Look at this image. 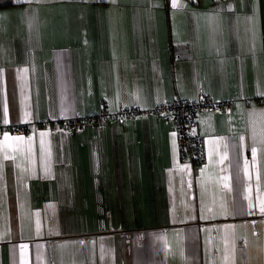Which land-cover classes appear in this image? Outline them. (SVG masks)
Instances as JSON below:
<instances>
[{
	"label": "crops",
	"instance_id": "crops-1",
	"mask_svg": "<svg viewBox=\"0 0 264 264\" xmlns=\"http://www.w3.org/2000/svg\"><path fill=\"white\" fill-rule=\"evenodd\" d=\"M200 95L197 168L158 115L38 125ZM262 98L264 0L0 7V264H264Z\"/></svg>",
	"mask_w": 264,
	"mask_h": 264
},
{
	"label": "built area",
	"instance_id": "built-area-1",
	"mask_svg": "<svg viewBox=\"0 0 264 264\" xmlns=\"http://www.w3.org/2000/svg\"><path fill=\"white\" fill-rule=\"evenodd\" d=\"M248 103V100H245ZM259 99L258 102H263ZM237 105L236 100L218 101L207 95H200L198 100L188 101L176 98L173 101H164L150 110L137 107H126L116 112H110L105 104L93 115H76L68 120L49 121L46 124L52 130L61 129L66 133L85 132L87 128L94 127L103 130L109 125L122 124L127 120H134L149 115L163 117L172 126L178 138L179 154L182 163H188L193 168L204 165L206 162L205 142L198 132V118L210 112L215 115L231 114ZM18 134L28 133L29 128L18 126L14 128ZM1 136V131H0Z\"/></svg>",
	"mask_w": 264,
	"mask_h": 264
},
{
	"label": "water",
	"instance_id": "water-1",
	"mask_svg": "<svg viewBox=\"0 0 264 264\" xmlns=\"http://www.w3.org/2000/svg\"><path fill=\"white\" fill-rule=\"evenodd\" d=\"M13 4V0H0V7H8ZM178 51H181L179 53H185L182 52V49L179 48Z\"/></svg>",
	"mask_w": 264,
	"mask_h": 264
},
{
	"label": "snow or ice",
	"instance_id": "snow-or-ice-1",
	"mask_svg": "<svg viewBox=\"0 0 264 264\" xmlns=\"http://www.w3.org/2000/svg\"><path fill=\"white\" fill-rule=\"evenodd\" d=\"M173 6H176L175 5V2H174V5ZM41 135H44V134L42 133ZM5 139H7V134H5ZM17 139H19V138H17ZM262 211H264V209H262Z\"/></svg>",
	"mask_w": 264,
	"mask_h": 264
}]
</instances>
